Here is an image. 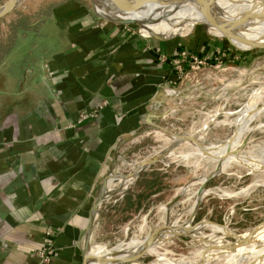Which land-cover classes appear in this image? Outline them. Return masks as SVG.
Instances as JSON below:
<instances>
[{
  "label": "crops",
  "instance_id": "1",
  "mask_svg": "<svg viewBox=\"0 0 264 264\" xmlns=\"http://www.w3.org/2000/svg\"><path fill=\"white\" fill-rule=\"evenodd\" d=\"M35 16L13 26L9 44L0 40V264H82L92 204L118 144L180 94L165 55L209 37L196 30L151 39L94 16L85 0H61ZM151 170L135 188L132 175L110 180L118 197L101 204L91 244L122 203L128 219L147 205L144 184L161 193ZM49 231L54 254L42 261Z\"/></svg>",
  "mask_w": 264,
  "mask_h": 264
},
{
  "label": "rangeland",
  "instance_id": "2",
  "mask_svg": "<svg viewBox=\"0 0 264 264\" xmlns=\"http://www.w3.org/2000/svg\"><path fill=\"white\" fill-rule=\"evenodd\" d=\"M5 1L0 0V5ZM60 1L24 0L17 9L0 19V27L10 29L19 20L35 18V14ZM86 6L88 7L87 4ZM88 10L96 16L90 7ZM127 26L131 27L135 34H144L155 39L141 31L137 24ZM196 30L202 36L209 37V43L198 49L183 48L174 55L163 56L164 62L170 64L177 74L171 86L176 85L180 94L175 100H168L160 110L154 109L147 119L148 124L144 125L139 134L118 144L113 159H116V163L112 169L110 166L109 171L116 175L115 178L133 173L136 168L134 163L161 154L172 142L163 130L152 124L160 125L178 135L189 134L205 143L218 144L233 135L237 124L241 127L246 121L248 123L255 108L263 105L264 48L239 49L225 38L209 34L204 24L194 26L181 36ZM242 131L235 143H242L248 134L249 138L240 153L264 161V111L249 123L248 128L245 124ZM236 145L234 144L233 148ZM215 163L208 157L198 155L196 147L190 142L173 148L163 159L149 166L150 170L152 169L150 172H155L157 176L158 182L155 184L158 185L155 189L160 188L161 193L154 194L152 187L144 184V196L150 194L147 205H141L137 208L138 211L133 207L129 219L128 213L121 210L123 203L117 207L119 210L106 215L102 222V235L92 240V249H113L122 244L120 251H126L131 249L127 242H139L156 226L164 224L167 220L170 223L177 221L178 224L187 221L194 206L195 192L201 186L200 180L213 171ZM141 174L131 177L128 187H137L138 182L143 180L140 178ZM256 182L260 184H254ZM116 186L117 184H113L114 188ZM206 189H210L211 193L204 196L193 224L208 219L224 224L229 230L242 235L264 220L263 170L252 172L246 165L233 161L206 183ZM118 190L120 193L126 191L123 190V185ZM242 190L245 191L241 192ZM137 191L134 194L137 195ZM109 192L113 194L109 200L118 197L110 188ZM170 203L171 207L166 211L165 208ZM196 230L191 231L192 234L167 238L155 245L153 251L144 255L139 262L168 264L167 261L173 259L199 261L205 245L236 241L234 237L224 234L225 230L213 229L212 225L203 224ZM193 234L201 236L196 237ZM260 245L261 241L257 240L255 248ZM250 246L245 245L243 250L248 251ZM226 254L212 249L207 252L206 261L211 264L229 263L233 256ZM245 254L246 257L250 255L249 259L253 258L252 252ZM249 259L234 264H245ZM230 264H233L232 261Z\"/></svg>",
  "mask_w": 264,
  "mask_h": 264
},
{
  "label": "water",
  "instance_id": "3",
  "mask_svg": "<svg viewBox=\"0 0 264 264\" xmlns=\"http://www.w3.org/2000/svg\"><path fill=\"white\" fill-rule=\"evenodd\" d=\"M24 0H6L3 4L0 5V19L7 16L9 13H11L13 10L17 9ZM172 1H175L177 5H180L181 2L183 3V0H85L88 7H90L91 11L98 17L103 18L105 20L111 21L113 23L119 24V25H130V24H137L141 31L146 32L148 29L144 27L143 23L139 18H135L136 14L143 13L144 10L149 9L152 5H155V7H159L160 5L169 4ZM185 2H189L193 5H195L199 9V13L202 17V20L197 21L193 24V26L190 28L192 29L194 26L199 24H204L206 26L207 32L214 36H220L225 38L229 43H231L234 47L235 46L232 41H242L245 44L252 45L251 48H264V42L262 43H250V38L245 37L241 35L242 31H245L250 29L248 27L255 26L259 23H264V0H255L258 2V4H255L251 8H244L238 7L235 5L236 8H234L235 11H232L229 16L222 13L221 6L219 7V0H184ZM174 2V3H175ZM175 3V4H176ZM239 4L240 1L236 0V4ZM176 6V5H174ZM173 11L177 9V7L172 8ZM153 20V19H152ZM159 21L155 20L154 23H157ZM246 31L245 33H247ZM185 33V32H184ZM182 32L176 33L169 36H158L154 34H148L149 36L157 39V40H167L176 36H181L184 34ZM244 33V32H243ZM252 41V40H251ZM247 42V43H246ZM238 48V47H237ZM240 49V48H239ZM245 50V49H242ZM262 111H264V107L262 108ZM157 128H160L166 133H169L172 137V142L166 147V149L158 155H155L151 158H148L144 161H141L139 163H134L136 165V168L133 173L127 174V175H120L119 177L124 178L127 176L135 175L139 176L141 172L150 166L152 163L161 160L164 158L165 155H167L173 148L176 146L184 143V142H190L195 147L199 148L204 154L209 156L211 158V161H215V167L213 171L208 175L202 177L203 179L201 181V186L197 189L195 192V202L193 209L189 215V218L187 221L178 224L176 222V226H172L175 221L172 223L168 222V220L161 225L156 226L145 238L142 239L141 245L133 250H126V251H110L106 252L104 254H98V253H92L91 248V237L93 233V227L96 220L97 215L100 213V206L102 202L110 195L109 192V181L112 178H115L116 175H113L111 172L107 174V176L104 179V182L102 184L101 190L98 193V195L95 197V200L92 204V208L90 211V215L88 218L87 226L84 233V259L82 264H134L139 263V260L149 253V249L154 247L155 245L159 244L160 242L166 240L168 237L167 233L168 231L174 232L175 236L179 237L182 235H188L192 230H194L197 227H200L202 224H208L213 225L217 227H221L223 229H226L228 231V235L234 237L236 241L234 242H228V243H221V244H208L205 246V249L203 250L201 254V259L199 262L196 263H180V264H206V254L212 249L217 250H226L229 252H233L239 245H248L249 244V238L248 237H241L239 234L229 230V228L224 224H219L216 222H213L208 219H203L195 224H193V219L197 214V210L199 209L203 198L206 194H210V189H206V183L215 178L218 174H220L224 169L229 166V164L233 161L242 163L240 160L241 158H245V154L240 153V149L244 146L247 139L249 138V134L246 136L245 140L238 145L235 146V148L231 149L227 148L224 152V154L220 156H215L210 152L211 147L206 148L205 146H209L211 143H205L204 141H201L198 138H195L192 135L189 134H175L172 132H169L166 128L152 124ZM261 125H258V127ZM252 129L249 131L251 132ZM237 130L234 131L233 135L230 136L228 139H226L223 142H219L218 144L215 143L216 147H222L225 144H229L230 141L235 137ZM228 146V145H227ZM226 146V147H227ZM257 159V158H256ZM116 163L113 161L111 163V169ZM245 165V164H243ZM247 166V165H246ZM252 172L257 171L256 169L251 168L250 166H247ZM264 171V166L262 169ZM254 184H260V183H254ZM245 190H242L243 192ZM236 195V194H235ZM230 196V195H229ZM171 204H168L166 206L167 211H169ZM186 223L190 225L188 228H185ZM264 224V220L254 226V228L250 231V233L255 232L259 229L260 226ZM186 230L190 231L187 232ZM108 249V248H105ZM110 249V248H109ZM264 262V251L262 254L259 255L258 261L255 260H249L247 264H262ZM211 264V263H208Z\"/></svg>",
  "mask_w": 264,
  "mask_h": 264
},
{
  "label": "bare ground",
  "instance_id": "4",
  "mask_svg": "<svg viewBox=\"0 0 264 264\" xmlns=\"http://www.w3.org/2000/svg\"><path fill=\"white\" fill-rule=\"evenodd\" d=\"M239 1H240V3L236 4V0H219V7L221 6L222 13L226 14L227 16H229V14H231L232 11H235L234 10L235 5L238 6V7H241L242 9H244V8H251L255 4H258V2L255 1V0H239ZM174 2L175 1H172L169 4L160 5L159 7H155V5H152L151 7H149V9L144 10L143 13L135 15V18H139V20L142 21L144 27H146L148 29L144 33H146V34L147 33L148 34L151 33V34L158 35V36H161V37L173 35V34L180 33V32L184 33V32L189 31V29L193 26L194 23H196L199 20H202V17H201V15L199 13V9L195 5H193V4L189 3V2L187 3L184 0H183V3L181 2L180 5H177V3L175 2L176 3L175 4ZM177 2H179V0H177ZM174 5H176V6H174ZM174 7L175 8L177 7V9L173 11L172 8H174ZM227 13H229V14H227ZM155 20H157L159 22L154 23ZM248 28L250 29V31H248V29H246L245 31H242L241 35L250 38L252 40V41L250 40V43H257V42L258 43H262V42H264V23H259V24L255 25V26L248 27ZM246 31H248V32L245 33ZM232 43L235 46H237L238 48H240V49H248V48L252 47V45L245 44L242 41L233 40ZM263 107H264V103H263L262 106L255 108L251 119L249 120L248 123H247V121L245 123L246 124V128L249 127V123L256 116H258L259 114H261L263 112L262 111ZM245 124L242 125L241 127L237 124L236 135L230 141L229 144H225L222 147L221 146L220 147H216L215 144H210L209 146H205L206 148L211 147L209 153H211V154H213V155H215L217 157V156H220V155L224 154V152H226L225 150L227 148H229V146L231 147V149H233V145L234 144L238 145L239 142L235 143V139L237 138L238 135H240V132H243L242 130L244 129ZM164 133L167 134L172 139V137H171V135L169 133H166V132H164ZM196 151H197L198 155H201L203 157H208L209 158V156L204 154V152L199 150V148H197V147H196ZM245 156H247V155H245ZM240 160L242 161L243 164H245L247 166H250L251 168L256 169V170L262 169V167L264 166V161L260 160V158L256 159V158L247 156L245 158H241ZM213 162H215V161H213ZM132 176H135V175H132ZM165 209L167 211V208H165ZM166 211H165V213L167 214ZM176 222L177 221H175L172 226H176L175 225ZM189 226L190 225L186 224L185 228H188ZM201 226H203V224ZM253 228L247 230L244 234L240 235L241 237H239V238H242V237H248L249 238V244L248 245H251V246H250L248 251L243 250L245 245H239V247H237L233 252H229V251L222 250V249L219 250V251H221L224 254L227 253L226 255H228V256L231 254V256H233L232 258H234V260L231 258L230 262L232 261L233 264H234V262L237 263L238 261H242V260H244L246 258L249 259L250 255H248V257H246L247 254H245V252H252L251 256L253 258L250 257L251 259H249V260H255L256 259L258 261L259 255L262 254V252L264 251V224L262 226H260L259 229L256 230L255 232L250 233V231ZM213 229H218V230L222 231L223 228L214 226ZM194 230H196V228ZM194 230H192V231L194 232ZM223 230H226V229H223ZM172 231H174V230H172ZM172 231H168L169 233H167V235H165V237L166 236L167 237L168 236L169 237H172V236L174 237L176 234L174 232H172ZM186 231L190 232L188 230H186ZM192 233H190V234H192ZM224 234H229V233L226 230V233L224 232ZM193 236L199 237L201 235H198V234L194 235L193 234ZM257 240L261 241V245L258 246L257 248H255V243H256ZM141 243H142V240H140L137 243L135 242V243L130 245V248L132 250L136 249V248H138L141 245ZM120 246H121V244H120ZM96 248H94V249L91 248L92 253L104 254L106 252L112 251L109 248L108 249L101 248V247H100L101 249H99V248L96 249ZM117 248L120 249L121 247H117ZM252 248H254V250H250ZM131 249H129V250H131ZM153 249H154L153 247L151 249H149V252L150 251L152 252ZM202 252H201V254H202ZM228 258H230V257H228ZM200 259H201V256H200ZM173 260H168L167 261L168 264H172V263H174V264L196 263V262H199V261H173ZM160 261H162V260H160ZM248 261H247V263H248ZM230 262L229 263L227 262L226 264H230ZM205 263L208 264L210 262L206 261V259H205ZM247 263H245V264H247ZM134 264H141V263L139 262V263H134ZM150 264H157V262L150 263Z\"/></svg>",
  "mask_w": 264,
  "mask_h": 264
},
{
  "label": "built area",
  "instance_id": "5",
  "mask_svg": "<svg viewBox=\"0 0 264 264\" xmlns=\"http://www.w3.org/2000/svg\"><path fill=\"white\" fill-rule=\"evenodd\" d=\"M51 232H47L44 239V246L39 251V256L41 257L42 261H49L50 257L54 254V249L51 244L50 240Z\"/></svg>",
  "mask_w": 264,
  "mask_h": 264
},
{
  "label": "trees",
  "instance_id": "6",
  "mask_svg": "<svg viewBox=\"0 0 264 264\" xmlns=\"http://www.w3.org/2000/svg\"><path fill=\"white\" fill-rule=\"evenodd\" d=\"M13 32H14L13 26H11L10 29L9 27L5 29L0 27V40L5 44H9L11 42Z\"/></svg>",
  "mask_w": 264,
  "mask_h": 264
},
{
  "label": "flooded vegetation",
  "instance_id": "7",
  "mask_svg": "<svg viewBox=\"0 0 264 264\" xmlns=\"http://www.w3.org/2000/svg\"><path fill=\"white\" fill-rule=\"evenodd\" d=\"M214 227V226H213ZM251 229V228H250ZM223 230V229H222ZM225 232H226V230H225ZM206 246V245H205Z\"/></svg>",
  "mask_w": 264,
  "mask_h": 264
}]
</instances>
